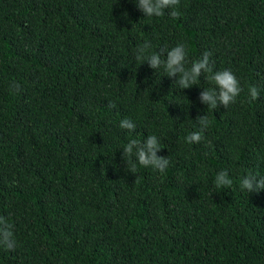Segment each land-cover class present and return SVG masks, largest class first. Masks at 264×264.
Wrapping results in <instances>:
<instances>
[{"label":"trees","instance_id":"obj_1","mask_svg":"<svg viewBox=\"0 0 264 264\" xmlns=\"http://www.w3.org/2000/svg\"><path fill=\"white\" fill-rule=\"evenodd\" d=\"M146 17L134 0H0V264H264V0H180ZM146 55L210 53L242 91L227 109L179 89ZM165 58L164 55L161 57ZM260 98L249 102V88ZM210 123L200 143L186 137ZM136 124L121 129L122 119ZM155 135L164 173L123 148ZM135 160V156L132 157ZM130 168V165H129ZM227 170L231 188H216ZM0 224V227H4Z\"/></svg>","mask_w":264,"mask_h":264},{"label":"clouds","instance_id":"obj_2","mask_svg":"<svg viewBox=\"0 0 264 264\" xmlns=\"http://www.w3.org/2000/svg\"><path fill=\"white\" fill-rule=\"evenodd\" d=\"M134 2L146 17H160L164 15L166 9L170 10L169 15L173 18L179 16L175 8L179 5L180 0H134ZM150 48L151 42L145 41L135 50V58L146 61L148 66L155 71L162 68L166 76L176 78L174 82L181 90L197 85L199 78L202 75H206V78L214 87L204 89L200 93L199 100L202 104L207 105V108L216 110L218 107L223 106L227 109L229 105L236 102L242 91L238 79L230 70H213L210 53L203 54L200 59L193 61L190 67H186L188 60L186 47L183 43L171 48L166 53L146 55ZM162 55L165 58L162 59ZM248 92L249 102L260 98V91L256 86H251ZM197 118L200 130L192 132L185 138L186 142L190 144L200 143L203 140V132L210 123L207 115L198 116ZM119 127L130 133L136 130V124L127 118L120 121ZM162 148L160 141L155 135H148L143 141L131 139L123 148V159L125 161L127 158V169L135 174L138 163L143 167H151L159 173H164L170 162L166 157L157 155ZM133 156H135V160L132 159ZM214 183L216 188L230 189L232 180L229 178L228 171L221 170L217 173ZM240 189L247 193L264 191V176H258L254 173L246 174L241 179ZM0 224L5 225L0 227V245L7 249H12L15 242L11 225L6 224L2 217H0Z\"/></svg>","mask_w":264,"mask_h":264}]
</instances>
